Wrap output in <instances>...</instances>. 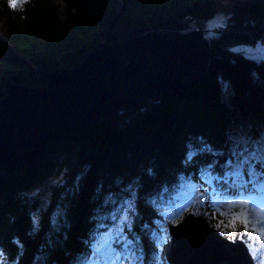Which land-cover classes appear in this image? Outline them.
<instances>
[{"label": "trees", "instance_id": "trees-1", "mask_svg": "<svg viewBox=\"0 0 264 264\" xmlns=\"http://www.w3.org/2000/svg\"><path fill=\"white\" fill-rule=\"evenodd\" d=\"M21 3L13 8L0 0V100L13 84L44 87L53 71L79 65L98 44H111L129 30L182 18L205 28L217 14V0ZM230 4L228 31L264 25V0ZM209 40L208 70L194 88L162 93L157 103L143 102L95 125H59L15 162L0 163L5 264H79L110 200L127 190L135 192L137 262L167 264L146 231L156 232L158 212L182 180L194 184L212 227L249 244V222L233 224L238 206L223 205L243 204L251 195L264 200V58L234 48L264 43V35L215 34ZM225 85L231 91L227 102L221 99ZM47 182L49 206L39 212L28 193ZM216 198L226 199L217 204L220 213L212 204Z\"/></svg>", "mask_w": 264, "mask_h": 264}, {"label": "water", "instance_id": "water-1", "mask_svg": "<svg viewBox=\"0 0 264 264\" xmlns=\"http://www.w3.org/2000/svg\"><path fill=\"white\" fill-rule=\"evenodd\" d=\"M263 30H207L191 18L171 19L98 44L79 65L53 71L40 89L11 85L0 100V163L15 162L59 125H95L143 102L157 103L162 93L194 88L209 66L207 32L253 36ZM167 230L168 264H254L243 240L222 237L202 215L188 213Z\"/></svg>", "mask_w": 264, "mask_h": 264}, {"label": "rangeland", "instance_id": "rangeland-1", "mask_svg": "<svg viewBox=\"0 0 264 264\" xmlns=\"http://www.w3.org/2000/svg\"><path fill=\"white\" fill-rule=\"evenodd\" d=\"M9 1L10 3H17L20 0ZM220 2L224 3L223 8L220 7ZM230 15V0H217V14L213 20L206 24L204 29L224 27L225 21ZM263 27L264 25L261 28ZM260 34L264 35V30ZM214 35L212 31L206 33L208 38ZM234 49L257 61L264 58V43L262 42H257L253 46H238ZM230 95L229 87L223 86L221 99L227 102ZM28 196L36 199L39 212H43L48 208L50 202L49 183L38 185L28 193ZM225 200L220 198L213 200L212 204L218 207V213L221 211L219 210L220 206L217 204H225ZM232 200L236 201V199ZM243 203L223 205L226 208L224 210L238 206L232 218L239 216L249 222L250 235L248 239L250 242L246 246L254 260V264H264V201L262 202L260 198L251 196L245 198ZM110 204L109 211L100 216L99 232L90 241L88 253L79 260V264H139L137 259L140 258L141 249L137 244L138 239L134 238L135 234L132 231L133 216L135 215V192L127 190L120 197L111 199ZM186 210H190V213L194 215H201L202 200L194 184L182 180L171 195L169 202L165 203L158 212L160 221L156 232L153 233L149 229L146 231L153 237L152 240L156 245L157 253L163 251L162 248L169 241L166 225H175L183 218V213ZM57 214L58 210H55L53 218ZM214 228L219 231L222 237L232 240L223 233V230L218 227ZM0 264H5L3 255H0Z\"/></svg>", "mask_w": 264, "mask_h": 264}, {"label": "snow or ice", "instance_id": "snow-or-ice-1", "mask_svg": "<svg viewBox=\"0 0 264 264\" xmlns=\"http://www.w3.org/2000/svg\"><path fill=\"white\" fill-rule=\"evenodd\" d=\"M22 6H23L22 3H21V4H17V3H13V4H12V7H13V8H16V7H22ZM237 219H240V217L237 216V217H234V218H233V224H234V221L237 220ZM0 255H2V254H0Z\"/></svg>", "mask_w": 264, "mask_h": 264}, {"label": "bare ground", "instance_id": "bare-ground-1", "mask_svg": "<svg viewBox=\"0 0 264 264\" xmlns=\"http://www.w3.org/2000/svg\"><path fill=\"white\" fill-rule=\"evenodd\" d=\"M220 7L223 8L224 7V3L223 2H220ZM262 194V193H261Z\"/></svg>", "mask_w": 264, "mask_h": 264}]
</instances>
